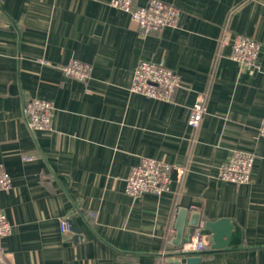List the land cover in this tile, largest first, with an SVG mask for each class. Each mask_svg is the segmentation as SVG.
I'll return each mask as SVG.
<instances>
[{"label": "crops", "instance_id": "crops-1", "mask_svg": "<svg viewBox=\"0 0 264 264\" xmlns=\"http://www.w3.org/2000/svg\"><path fill=\"white\" fill-rule=\"evenodd\" d=\"M162 1L180 9L177 26L143 34L108 0H0V165L11 177L0 211L14 264H185L169 254L219 218L234 224L227 247L198 264H264V0ZM235 34L260 43L256 68L230 58L223 39ZM71 59L91 65L86 81L61 72ZM161 59L182 83L170 99L131 92L138 63ZM29 97L53 103L51 130L30 128ZM235 150L254 156L239 185L218 176ZM141 157L176 166L168 191L125 193Z\"/></svg>", "mask_w": 264, "mask_h": 264}, {"label": "built area", "instance_id": "built-area-1", "mask_svg": "<svg viewBox=\"0 0 264 264\" xmlns=\"http://www.w3.org/2000/svg\"><path fill=\"white\" fill-rule=\"evenodd\" d=\"M110 6L127 12L143 34L177 26L181 11L176 6L162 0H149L145 5H135L134 0H108ZM224 43H229V56L241 65L256 68L260 43L253 37L235 34L225 36ZM61 72L73 79L86 81L91 74V65L77 59H71L59 66ZM182 85L179 75L168 68L164 61L141 60L133 72L130 91L160 100H169L176 88ZM54 106L50 100L29 97L23 101V113L32 130H51ZM205 111L204 100L197 98L191 107L187 124L195 129L199 126ZM258 135L264 138V116L258 127ZM254 164L250 153L235 150L230 157L219 165V179L234 185L249 182ZM174 164L151 157H141L131 166L125 180L124 191L132 197L145 193L160 195L170 188L171 173ZM11 177L0 165V190H9ZM61 232L68 233L71 224L68 219L59 221ZM12 232V224L0 211V264H14L12 254L4 250L2 239ZM209 249V235L201 228H194L174 253L185 256L202 254Z\"/></svg>", "mask_w": 264, "mask_h": 264}, {"label": "water", "instance_id": "water-1", "mask_svg": "<svg viewBox=\"0 0 264 264\" xmlns=\"http://www.w3.org/2000/svg\"><path fill=\"white\" fill-rule=\"evenodd\" d=\"M183 214L180 216V222L183 223ZM191 215V225L199 226L197 217ZM203 228L209 231V251L214 252L218 250H223L227 247L230 234L234 228V224L228 218H219L212 221H205L202 224ZM179 228V226H178ZM181 230V228H179ZM207 252V251H205ZM171 256V261L175 263H185V264H198L201 261V254H191L180 256L176 253L169 254Z\"/></svg>", "mask_w": 264, "mask_h": 264}]
</instances>
